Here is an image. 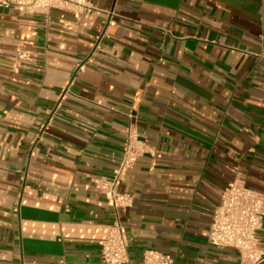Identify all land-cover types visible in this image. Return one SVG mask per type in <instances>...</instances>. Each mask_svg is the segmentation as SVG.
<instances>
[{
  "label": "crops",
  "instance_id": "crops-1",
  "mask_svg": "<svg viewBox=\"0 0 264 264\" xmlns=\"http://www.w3.org/2000/svg\"><path fill=\"white\" fill-rule=\"evenodd\" d=\"M107 16L0 7V264H101L93 188L134 124L128 262L246 264L208 243L224 189L264 193V0H91ZM264 264V227L258 233Z\"/></svg>",
  "mask_w": 264,
  "mask_h": 264
},
{
  "label": "built area",
  "instance_id": "built-area-1",
  "mask_svg": "<svg viewBox=\"0 0 264 264\" xmlns=\"http://www.w3.org/2000/svg\"><path fill=\"white\" fill-rule=\"evenodd\" d=\"M0 7L13 9L25 15L48 16L61 11L76 17L88 14H105L107 21L102 38L117 27L116 15L92 6L91 0H0ZM264 58V47L262 51ZM150 152L147 144L139 138L134 124L128 128L123 157L111 176H95L94 190L106 199L113 209L115 220L110 234L102 243L101 264H126L128 245L126 228L120 221L119 211L133 205V198L121 190L127 174L134 169L140 158ZM264 227V193L249 189L243 182L230 183L221 195L210 226L208 243L211 247L237 251L246 264H261L258 249V233ZM143 264H175V260L163 253L147 250Z\"/></svg>",
  "mask_w": 264,
  "mask_h": 264
}]
</instances>
